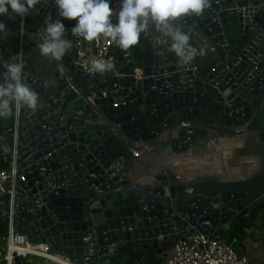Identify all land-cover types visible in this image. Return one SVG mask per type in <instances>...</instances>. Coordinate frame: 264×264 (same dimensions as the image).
Instances as JSON below:
<instances>
[{
  "label": "water",
  "instance_id": "1",
  "mask_svg": "<svg viewBox=\"0 0 264 264\" xmlns=\"http://www.w3.org/2000/svg\"><path fill=\"white\" fill-rule=\"evenodd\" d=\"M53 5L40 0L27 14L38 41L34 11ZM175 23L218 48L214 66L178 64L152 30L128 50L113 44L115 67L103 76L55 61L26 77L39 106L0 118V164L14 153L21 177L16 229L67 264H164L168 242L217 238L264 197V0H209ZM13 58L0 43V82ZM237 139L259 153L240 178L169 170ZM8 203L6 194L4 224Z\"/></svg>",
  "mask_w": 264,
  "mask_h": 264
},
{
  "label": "clouds",
  "instance_id": "2",
  "mask_svg": "<svg viewBox=\"0 0 264 264\" xmlns=\"http://www.w3.org/2000/svg\"><path fill=\"white\" fill-rule=\"evenodd\" d=\"M40 0H0V16L24 17ZM54 0L57 19L46 16L43 36L38 44L42 56L59 61L72 46L66 39L63 19L75 20L72 36L84 41H110L122 50L138 43L142 34L155 30L169 43L178 64L189 66L198 57L207 55V45L195 47L188 32L181 30L175 21L187 15H199L209 5V0ZM5 25L0 23V32ZM159 42V41H158ZM97 72L111 70L113 65L102 59L91 62ZM35 110L39 106L37 93L24 77V64L13 58L5 66L0 82V118L11 114L12 107Z\"/></svg>",
  "mask_w": 264,
  "mask_h": 264
},
{
  "label": "built area",
  "instance_id": "3",
  "mask_svg": "<svg viewBox=\"0 0 264 264\" xmlns=\"http://www.w3.org/2000/svg\"><path fill=\"white\" fill-rule=\"evenodd\" d=\"M111 6L118 7V0H112ZM19 17L18 27L22 33L25 27V18ZM0 23L2 18L0 16ZM73 27V26H72ZM66 31L67 39L72 41L68 49L70 64L86 75L103 76L115 67L116 58L113 54V43L110 41H84L71 34V28ZM189 33V31H186ZM21 61L20 55H17ZM199 58V57H198ZM197 58V59H198ZM102 59L113 65L111 70L97 72L93 69L91 62ZM196 60L189 66L196 71ZM15 114L18 115L19 107L14 106ZM138 153H133L136 157ZM3 165V166H2ZM18 167L15 154L10 161L0 165V200L9 195V212L5 222L6 234L4 237V249L1 253V264H59L58 255L51 252L47 243L34 242L24 234L19 233L13 219V197L14 188L18 179ZM247 234V229L244 230ZM248 235V234H247ZM251 251L239 237L228 240L224 237L212 238L195 232L186 235L183 239L173 242L170 250L164 253V264H251ZM58 256V257H57Z\"/></svg>",
  "mask_w": 264,
  "mask_h": 264
},
{
  "label": "crops",
  "instance_id": "4",
  "mask_svg": "<svg viewBox=\"0 0 264 264\" xmlns=\"http://www.w3.org/2000/svg\"><path fill=\"white\" fill-rule=\"evenodd\" d=\"M36 19L39 21L42 29L46 16H51L53 19L59 17L56 16L55 6L51 8L47 15H43L34 11ZM2 23L5 25V30L0 32L1 48L6 49L10 54L20 55L21 62L24 64V77L31 75L40 76L44 72L53 71L56 68V63L49 57L42 56L39 52L38 44L41 41L37 40V36L33 30L27 28V24L30 23V19L27 16L25 18V27L22 33L19 31L18 22L19 16H9L7 14L2 15ZM62 22L65 25L66 31L68 28L74 26L75 20L63 19ZM67 39V36H66ZM190 43L195 47L207 45L209 51L206 56L199 57L196 61V66H199L203 71L211 68L216 63L218 48H212L209 43L201 40L200 37L193 33H190ZM113 48V47H112ZM68 51V50H67ZM59 60L63 64H70L68 52ZM213 152L202 153L194 159L193 165L181 166L177 162L169 165V170L174 173L190 172L195 169L203 174H229L232 177H241L251 172L253 162L257 161L259 153L254 144L245 141L244 139H237L231 142H227L224 145H220L217 148L211 149ZM144 157H140L137 154L133 156L131 162L136 166H142L145 162ZM264 198V197H263ZM263 198H260L263 199ZM250 207V206H249ZM233 219L229 222V230L221 235L226 238L228 233L233 231ZM249 235H243L240 239L249 247L251 251L250 261L251 264L255 263V260H262L260 256L261 250L258 248V242L252 243L253 240ZM253 237V236H252ZM254 241V240H253ZM172 242H168L163 249V254L167 253L171 248ZM4 249V242H0V262L1 253ZM58 257V256H57ZM60 257V256H59ZM260 258V259H259ZM61 261L59 264H67L65 259L59 258ZM164 261V259H163ZM1 264V263H0Z\"/></svg>",
  "mask_w": 264,
  "mask_h": 264
},
{
  "label": "trees",
  "instance_id": "5",
  "mask_svg": "<svg viewBox=\"0 0 264 264\" xmlns=\"http://www.w3.org/2000/svg\"><path fill=\"white\" fill-rule=\"evenodd\" d=\"M263 209H264V201L257 200L250 205L248 214L246 216L240 214L235 216V218L233 219L234 229L233 231L228 233L226 238L228 240H231L236 237L241 238L244 235L245 229L253 228L256 217L260 212L263 211ZM5 234H6V227L0 216V242L2 243L4 241Z\"/></svg>",
  "mask_w": 264,
  "mask_h": 264
},
{
  "label": "rangeland",
  "instance_id": "6",
  "mask_svg": "<svg viewBox=\"0 0 264 264\" xmlns=\"http://www.w3.org/2000/svg\"><path fill=\"white\" fill-rule=\"evenodd\" d=\"M261 200L264 201V198ZM247 234L254 240H251L252 243H256V241L258 242V248L261 250L262 253L260 255L262 256V260H255V263L264 264V209L256 217L253 228L247 229Z\"/></svg>",
  "mask_w": 264,
  "mask_h": 264
},
{
  "label": "bare ground",
  "instance_id": "7",
  "mask_svg": "<svg viewBox=\"0 0 264 264\" xmlns=\"http://www.w3.org/2000/svg\"><path fill=\"white\" fill-rule=\"evenodd\" d=\"M59 260V259H58Z\"/></svg>",
  "mask_w": 264,
  "mask_h": 264
}]
</instances>
